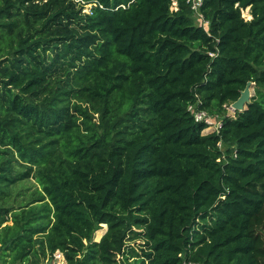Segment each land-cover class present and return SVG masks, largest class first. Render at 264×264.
I'll return each instance as SVG.
<instances>
[{"label":"trees","instance_id":"trees-1","mask_svg":"<svg viewBox=\"0 0 264 264\" xmlns=\"http://www.w3.org/2000/svg\"><path fill=\"white\" fill-rule=\"evenodd\" d=\"M199 15L207 27L188 0H0V200L29 178L45 195L0 204V264H260L264 0Z\"/></svg>","mask_w":264,"mask_h":264},{"label":"rangeland","instance_id":"rangeland-1","mask_svg":"<svg viewBox=\"0 0 264 264\" xmlns=\"http://www.w3.org/2000/svg\"><path fill=\"white\" fill-rule=\"evenodd\" d=\"M90 7L86 10V12L90 11ZM196 25H203L205 26L206 24L198 17L197 15L194 16ZM243 17L246 20H251L252 17L249 14V9L243 11ZM206 27V26H205ZM250 93L251 96H255V86L252 83L250 86ZM251 97V99H252ZM228 109V114L233 116L235 113L232 109V105L227 107ZM5 191L7 192L6 195L2 196L0 200V204L5 205V206H15L19 207L21 205L28 204L30 202H34L38 199H44L45 195L42 191L41 186L34 180L33 178H29L24 181H20L16 183L15 185L5 187ZM107 231V226L104 225L102 230H99L96 235H95V241L100 243L103 240L104 235L106 234ZM256 233H259L260 235V240L264 244V222L262 223H257L255 227ZM106 248H109L107 246ZM116 251V250H115ZM117 259H120V256L117 255ZM260 264H264V255H261L259 258ZM48 260L45 261L44 264H47ZM53 264H66V261L63 259L60 260H55L53 261ZM114 264V263H113Z\"/></svg>","mask_w":264,"mask_h":264},{"label":"built area","instance_id":"built-area-1","mask_svg":"<svg viewBox=\"0 0 264 264\" xmlns=\"http://www.w3.org/2000/svg\"><path fill=\"white\" fill-rule=\"evenodd\" d=\"M203 3H204V0H188V4L190 5L192 11L198 17H200L199 12H200L201 7L203 6ZM176 5H177V3L173 4V9L176 7ZM200 19H201V17H200ZM202 21L206 24L205 26L207 27L208 22H206L204 20H202ZM198 107H199V103L189 106V111L194 116L196 122L205 123V125H206L205 132L206 133H219L220 129L222 127L224 117L219 116V115L210 114L209 112H207L205 110H200ZM235 112L236 111H234V113ZM219 146L221 147V144ZM57 259L58 260L63 259L66 261L64 254L61 253L60 251L56 252L53 256V261H55ZM187 264H195V263H187Z\"/></svg>","mask_w":264,"mask_h":264},{"label":"water","instance_id":"water-1","mask_svg":"<svg viewBox=\"0 0 264 264\" xmlns=\"http://www.w3.org/2000/svg\"><path fill=\"white\" fill-rule=\"evenodd\" d=\"M252 85V83H249L245 89V91L242 92L241 97L239 98L238 101H236L233 105H232V109L234 111H238V112H242L244 110H246L247 108V104L251 102V93H250V86Z\"/></svg>","mask_w":264,"mask_h":264}]
</instances>
